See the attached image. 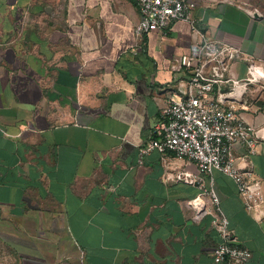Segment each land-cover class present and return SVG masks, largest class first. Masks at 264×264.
Instances as JSON below:
<instances>
[{"label": "crops", "instance_id": "crops-1", "mask_svg": "<svg viewBox=\"0 0 264 264\" xmlns=\"http://www.w3.org/2000/svg\"><path fill=\"white\" fill-rule=\"evenodd\" d=\"M258 3L198 0L193 12L240 50L228 74L240 82L264 68ZM139 16L132 0H0V264H215L210 217L192 218L199 187L171 180L195 164L157 150L138 163L186 78L171 65L194 36L175 21L139 41ZM233 95L244 122L264 128V81ZM234 153L264 197V143ZM211 177L248 264H264V220L244 210L232 179Z\"/></svg>", "mask_w": 264, "mask_h": 264}, {"label": "built area", "instance_id": "built-area-1", "mask_svg": "<svg viewBox=\"0 0 264 264\" xmlns=\"http://www.w3.org/2000/svg\"><path fill=\"white\" fill-rule=\"evenodd\" d=\"M139 11L133 28L141 41L151 31L164 32L171 23L181 21L189 25L194 36L190 53L182 55L171 65L186 75L162 108L158 122L152 127L146 145L138 148L139 161L152 150L162 155L170 152L178 160L195 164L198 173L181 171L172 176L173 182L195 184L200 192L190 201L193 220L210 217L211 227L220 238L212 250L215 264H248L251 253L242 247L229 227L220 200L213 188L211 174L221 172L234 181L244 210L257 222L264 220V197L261 183L236 163L235 148L249 154L256 153L258 142L264 143V128L256 130L236 113L233 89L247 86L264 68L251 65L243 82L229 77L231 65L243 59L240 50L212 38L202 27V20L193 15L198 0H132ZM249 61L248 59H244ZM252 62V60H251ZM208 177L205 184L203 178Z\"/></svg>", "mask_w": 264, "mask_h": 264}, {"label": "rangeland", "instance_id": "rangeland-1", "mask_svg": "<svg viewBox=\"0 0 264 264\" xmlns=\"http://www.w3.org/2000/svg\"><path fill=\"white\" fill-rule=\"evenodd\" d=\"M259 3H261L260 5H262V9H264V0H259Z\"/></svg>", "mask_w": 264, "mask_h": 264}, {"label": "bare ground", "instance_id": "bare-ground-1", "mask_svg": "<svg viewBox=\"0 0 264 264\" xmlns=\"http://www.w3.org/2000/svg\"><path fill=\"white\" fill-rule=\"evenodd\" d=\"M239 91H241V90H239ZM237 94H238V92H237Z\"/></svg>", "mask_w": 264, "mask_h": 264}]
</instances>
